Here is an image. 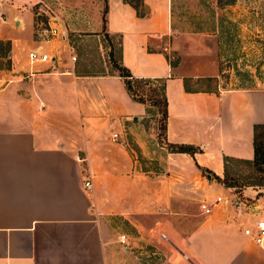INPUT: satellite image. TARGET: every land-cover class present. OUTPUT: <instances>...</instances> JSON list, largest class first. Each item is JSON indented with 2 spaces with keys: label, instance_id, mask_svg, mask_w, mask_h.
I'll use <instances>...</instances> for the list:
<instances>
[{
  "label": "crops",
  "instance_id": "1",
  "mask_svg": "<svg viewBox=\"0 0 264 264\" xmlns=\"http://www.w3.org/2000/svg\"><path fill=\"white\" fill-rule=\"evenodd\" d=\"M24 1L31 6L35 0ZM141 2L143 15L125 0L51 1L72 28L98 32L104 23L107 35L118 38L119 64L133 76L164 78L162 142L155 125L144 124L146 104L130 97L117 72H62L70 63L61 46L55 50V41L33 33L43 14L0 0V40L9 42L10 66L17 59V71L30 70L22 86L47 102L40 80L68 75L82 121L77 149L0 95V264H264V237L258 244L243 233L264 220V193L241 188L240 194L214 177H222L225 156L252 158L264 89L190 87L186 77L198 71L184 73L169 58L174 45L191 46L173 34L169 0ZM38 45L62 59L27 65L26 55L18 57ZM204 67L201 73L215 65ZM135 103L136 113L129 111ZM168 143L198 150L171 151ZM201 201L211 205L208 213ZM119 233L125 244L117 241Z\"/></svg>",
  "mask_w": 264,
  "mask_h": 264
},
{
  "label": "rangeland",
  "instance_id": "2",
  "mask_svg": "<svg viewBox=\"0 0 264 264\" xmlns=\"http://www.w3.org/2000/svg\"><path fill=\"white\" fill-rule=\"evenodd\" d=\"M11 1L21 9L29 10L31 7L35 10L37 7L34 3L29 6L24 0ZM169 2L173 34L180 33L188 39V43L191 42V46L174 45L171 50L174 55H169V58L174 63L179 61L180 70L184 73L198 71L196 78L186 77L190 87L208 89L215 88L218 83L221 87L264 89V0H169ZM68 5L78 7L75 3ZM48 11L54 14V5H50ZM47 15L44 14L41 18L45 20ZM59 15L60 17L55 19L60 21L58 26L66 33L75 53L72 63L74 72L84 74L110 73L113 70L116 72L115 65L119 64L117 36L107 35L104 26L98 32L80 26L72 28L61 20L62 15ZM196 40L200 43L197 46ZM177 51L180 52L179 55L182 54L181 57ZM24 55L25 50L18 57L23 59ZM14 62L15 66H10L5 44L0 43V69L8 68V72L11 73L9 75L7 72L8 80L0 84V95L5 96V102L12 109H19L32 116L29 119L38 120L45 129L66 137L72 142L71 146L79 149L82 121L68 75L50 74L44 80H40L43 85L40 87L43 98L47 100L41 102L40 94H33L34 100L28 89L22 86L28 75H25V72L22 74L16 72L19 61L14 59ZM212 62L215 65L214 69H206L203 73L199 71L201 67ZM151 87L143 84L139 89L147 97V94L152 92ZM18 94L21 97L18 98ZM153 96L159 98V94ZM145 104L148 117L145 118L144 124L155 125L158 132L156 139L162 142L159 127L162 106L160 102L151 104L149 98ZM135 105L139 104L135 103L129 111L136 113L138 106ZM156 162L152 159L150 165L156 166ZM226 179L235 181L237 185L229 187L236 192L239 191L238 193L241 188H245L247 193L253 190H256L257 194L264 193V170L251 163L228 160Z\"/></svg>",
  "mask_w": 264,
  "mask_h": 264
},
{
  "label": "built area",
  "instance_id": "3",
  "mask_svg": "<svg viewBox=\"0 0 264 264\" xmlns=\"http://www.w3.org/2000/svg\"><path fill=\"white\" fill-rule=\"evenodd\" d=\"M34 4H36V13L38 14H48L47 18L45 20L40 19L36 21L35 27H34V33L38 37L40 41H49L53 40V48H56V46L59 44L61 46V51L65 52L69 61V67H65L62 72L64 73H71L73 71V60L75 59V53L73 50L72 45L69 42V39L67 38L66 33L64 30L59 28V26L54 22L56 14H52L48 11V8L50 7L51 1L48 2L47 0H35ZM51 18V19H50ZM55 50H58L56 48ZM57 52V51H56ZM61 55L59 54H52L50 53L46 48H44L42 45H38L36 47L30 48L26 51V63L27 65H32L34 63H42L46 61H50L51 63H56L60 61ZM9 69H0V84L6 80H8L7 74L11 75L10 72H8ZM8 72V73H7ZM18 72V71H16ZM20 74H22V71H19ZM30 73V70H27L25 72L26 74ZM117 137V132H112L111 139H115ZM75 159L80 161L82 160V157H80L77 153L74 155ZM90 184V180L88 177L83 178V185L84 187H88ZM220 200V196H217L214 201ZM200 209L203 213H208L210 211L211 205L206 201H201ZM253 231L251 230V227H244L243 233L246 235H249L255 243H261L262 239L264 237V220L262 219H256L253 223ZM159 237L161 239H167L166 235L160 231ZM117 241H119L122 244L126 243V236L124 233H119L116 236Z\"/></svg>",
  "mask_w": 264,
  "mask_h": 264
},
{
  "label": "trees",
  "instance_id": "4",
  "mask_svg": "<svg viewBox=\"0 0 264 264\" xmlns=\"http://www.w3.org/2000/svg\"><path fill=\"white\" fill-rule=\"evenodd\" d=\"M125 1L130 3L135 8L136 13L138 15H143L145 13V10H143V8L140 7L142 6L141 0H125ZM102 21L103 22L105 21V9L102 11ZM102 26H104V23L102 24ZM2 42L5 44V50L7 53V51L9 50V42L7 40L5 41L0 40V43ZM115 69H116L117 74L122 78L124 87L133 100L145 103L146 99L149 98L151 100V104L160 102L162 108L160 109L161 124L159 127H160V133L163 134L165 118H166V97L164 94V78L133 76L128 70V68L121 64L115 65ZM143 84H148L152 86L150 88L152 92L150 94H147L148 95L147 97H145L144 94L140 92V89H139V87ZM184 88L186 90H190L189 86L185 83H184ZM155 94H159V98L153 96ZM167 145L171 151L194 152L198 150V147L193 146L188 143H168ZM252 148H253V155L251 159L225 156L223 175L222 177L215 175L214 176L215 179L218 181H221L225 186H236L237 185L235 181H231V180L228 181L226 179L227 162L228 160H232V159L251 163L257 168L264 170V121L262 123H255L253 125Z\"/></svg>",
  "mask_w": 264,
  "mask_h": 264
}]
</instances>
